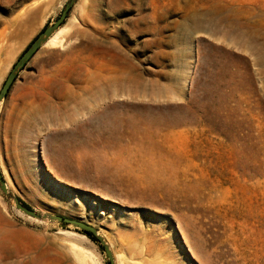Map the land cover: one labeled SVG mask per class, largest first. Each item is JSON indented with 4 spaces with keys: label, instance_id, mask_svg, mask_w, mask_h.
<instances>
[{
    "label": "rangeland",
    "instance_id": "rangeland-1",
    "mask_svg": "<svg viewBox=\"0 0 264 264\" xmlns=\"http://www.w3.org/2000/svg\"><path fill=\"white\" fill-rule=\"evenodd\" d=\"M69 1L0 0V89ZM69 20L1 107L9 194L95 228L114 264H264V0H77ZM25 216L0 190V264H109Z\"/></svg>",
    "mask_w": 264,
    "mask_h": 264
},
{
    "label": "water",
    "instance_id": "water-1",
    "mask_svg": "<svg viewBox=\"0 0 264 264\" xmlns=\"http://www.w3.org/2000/svg\"><path fill=\"white\" fill-rule=\"evenodd\" d=\"M77 0H70L64 7L62 13L58 17V19L50 23L48 26H46L28 45V47L25 49V51L22 53V55L19 57V59L16 61V63L13 65L10 73L6 77L1 89H0V104L1 107L3 106L4 100L9 93L10 88L12 87L13 83L15 82L19 72L25 67L27 62L36 54V52L43 46V44L47 41L49 37L52 36L53 32L58 29L60 26H62L63 22H65L67 15L72 8V6L75 4ZM0 190L3 192V194L7 197H10L11 201L13 202L14 206L20 210L22 213L31 216L33 218L39 219L41 221H51L54 223H57L62 228L65 227H71L74 228L88 237L98 240L102 246L104 247V251L106 254V257L109 261V264H114L113 255L111 253L110 247L103 238V236L99 235V232L91 227L90 225L76 219L67 218L59 215L54 214H46V213H38L35 212L19 201V199L15 196H12L9 194L7 184L5 182V179L3 177V174L0 170Z\"/></svg>",
    "mask_w": 264,
    "mask_h": 264
},
{
    "label": "bare ground",
    "instance_id": "bare-ground-1",
    "mask_svg": "<svg viewBox=\"0 0 264 264\" xmlns=\"http://www.w3.org/2000/svg\"><path fill=\"white\" fill-rule=\"evenodd\" d=\"M69 22V24H66V25H62V26H60L58 29H56L54 32H53V34H52V36L51 37H49L48 39H47V41L43 44V46L45 45V47H48L47 45H49V47L50 46H52V47H61V46H63V42L66 40V42L73 36V34H72V32L69 30L70 28H68V25H70V24H72L74 21H72V20H69L68 21ZM64 44H66V43H64ZM67 47V46H66ZM111 49V48H110ZM56 50V49H55ZM63 51V50H62ZM15 53V52H14ZM14 55V54H13ZM10 57H12V56H10ZM102 57V56H101ZM9 58V57H8ZM13 58H11V60H12ZM10 60V61H11ZM109 107V106H108ZM37 108V107H36ZM35 109V108H34ZM39 111V110H38ZM0 112H1V104H0ZM30 112V111H29ZM3 169V170H2ZM0 170H1V173L3 174V176H4V174H5V176H6V169H4V168H2V167H0ZM4 176V177H5ZM7 178V177H6ZM5 178V179H6ZM7 188H8V183H7ZM23 216V215H22ZM24 217V216H23ZM28 220L30 219V220H33L34 218H32V217H29V216H25ZM29 220V221H30ZM27 221V220H26ZM33 221H38V220H33ZM33 221H31V222H33ZM25 232V231H24ZM64 233V232H63ZM69 233V232H68ZM29 235V234H28ZM33 235V234H32ZM99 235H101L100 233H99ZM102 236V235H101ZM83 237H85V236H83ZM104 238V237H103ZM37 240V239H36ZM123 244V243H122ZM123 246V245H122ZM208 246V245H207ZM30 247V246H29ZM146 247V246H145ZM32 248V247H31ZM8 249H10V248H8ZM6 250V249H5ZM4 250V251H5ZM6 251H8V250H6ZM78 253V252H77ZM80 253V252H79ZM143 253V252H142ZM82 255V254H81ZM122 255V254H121ZM139 255V254H138ZM161 258V257H160ZM6 260V259H5ZM117 261H119V260H117ZM53 263V262H52ZM91 264V263H90ZM120 264V263H119Z\"/></svg>",
    "mask_w": 264,
    "mask_h": 264
}]
</instances>
